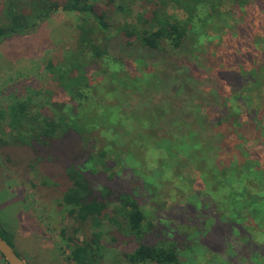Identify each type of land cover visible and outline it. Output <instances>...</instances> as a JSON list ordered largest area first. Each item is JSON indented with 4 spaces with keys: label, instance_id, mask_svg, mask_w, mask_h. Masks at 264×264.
<instances>
[{
    "label": "rangeland",
    "instance_id": "374dc122",
    "mask_svg": "<svg viewBox=\"0 0 264 264\" xmlns=\"http://www.w3.org/2000/svg\"><path fill=\"white\" fill-rule=\"evenodd\" d=\"M212 1L215 0L197 4L193 14L184 12L174 0L168 2L169 13L183 21L192 19L196 24L193 35L203 37L201 45L189 53L165 59L147 55L150 63L152 59H158L157 64L151 65L143 60L137 63L133 56L121 52L122 38L117 36L112 46L114 58L104 56L90 65L88 84L85 85L89 96L86 104L90 101H94V104L89 110L86 109L89 113L81 110V115L83 117L85 113L98 126L96 140L92 142L95 151L109 146L117 148L120 153L117 152V157L113 151L108 153L105 158L109 164L107 172L98 166L94 173H86L96 190L110 186L115 195H134L146 215L144 242L174 241L179 246L183 264H264L263 224L256 223L248 207L244 215L238 216V208L234 205L230 207L227 191L223 190L221 182L205 185L204 175L210 180L217 176L213 169L225 166L222 161L225 156H221L220 149H201L199 145L192 147L187 156L172 150V156L163 168L155 163L148 165L147 160L143 157L140 159L133 149V141L139 142L141 147L146 142L144 139H151L156 132L162 133L160 130L150 131L147 113L141 112L150 106H173L177 112L176 118L182 115V119L189 120L190 125L193 122L196 125L197 119H207L205 108L215 104L214 101L234 98L239 103L236 102L238 110H227L230 118L239 121L244 111H255L254 117L263 119L260 115V98L264 97V87L259 91L252 90L251 82L235 77L232 80L229 75L222 80L215 75H218L216 70L223 61L222 51L229 46L236 49L242 47L239 27H244L248 21L246 19L255 17L252 41L259 42L260 38H264V11L258 9L264 5V0L249 10L238 8L236 17L230 16L232 0L213 2L221 16L219 21L215 20L219 27L217 32L212 23L204 20L207 12H212ZM127 2L131 8L126 18L115 11L108 0L96 2V10L108 12L110 23L115 25L111 30L113 35L119 24L123 25L125 21L133 23L139 12V2ZM187 2L192 6L196 3L193 0ZM200 17H203L201 22ZM80 19L78 14L60 10L33 34L9 39L0 45L2 108L6 109L17 98H30L36 111L51 101V112L52 109L63 111L68 105L67 97L57 88L46 65L48 60H62L72 49ZM259 48L260 51L264 50L262 45ZM133 53L142 56L144 51L135 47ZM206 80L216 85L219 91H209L204 84ZM212 107L219 109L221 106ZM133 113H138L145 122H137ZM109 118L113 123L107 122ZM178 122L177 134L190 137L186 139L190 142V127ZM222 128L240 144V149L237 147L230 156L231 164L228 162L226 165H230V169L250 166L248 151L259 145L257 139L252 138L244 145L227 124L224 123ZM3 129L7 133L10 131L8 121H3ZM114 136L122 138L121 144L115 142ZM58 144L53 141L51 145ZM2 149L11 154L10 157L5 156ZM56 149L48 146L34 154L27 148L14 147L12 152L6 146L0 147V227L7 233L13 249L25 264H74L70 259L71 247L61 236L63 228L75 224L74 215L69 214L70 207L62 199L69 185L65 176L69 160L62 154L57 158ZM192 159L195 163L190 162ZM81 163L82 160L79 165ZM241 208L244 209V206ZM80 219L82 231L75 238L78 243L91 238L94 233L101 232L104 237L113 229L105 221L101 228H91L90 220L86 222L87 218ZM102 243L105 244L103 239ZM135 247L136 244L130 239L118 238L117 242L111 243L109 240L103 264H115L117 259L122 260L124 253L131 252ZM0 264H5L1 256Z\"/></svg>",
    "mask_w": 264,
    "mask_h": 264
},
{
    "label": "trees",
    "instance_id": "16d2710c",
    "mask_svg": "<svg viewBox=\"0 0 264 264\" xmlns=\"http://www.w3.org/2000/svg\"><path fill=\"white\" fill-rule=\"evenodd\" d=\"M131 1L139 2V12L133 23L125 21L123 25L119 24L114 35L111 30L115 25L110 23L108 12L103 10L104 13H100L96 10L97 0H2L0 4V45L9 39L33 34L60 10L81 16L77 24L76 42L72 49L62 60L58 62L48 60L46 65L57 88L67 97L68 105L65 104L63 111L57 112L52 109L51 112L52 101L45 103L36 111L30 98H17L6 109L0 106L1 148L6 146L14 152V147H21L37 154L44 147L51 146L57 148V158L59 154H62L66 160H69V164L65 167V176L69 185L62 199L63 203L70 207L69 214L74 215L75 224L70 228H63L61 236L67 240L68 247H71L70 259L74 264H103L108 253L106 245L109 244V240L110 243L117 242L118 238L130 239L136 247L131 252L124 253L121 256L122 260L117 259L115 264L119 262L120 264H183L179 246L174 241L169 243L160 241L153 244L144 242L146 215L141 203L134 195L130 193L115 195L110 186H103L100 190H96L92 186L90 176L86 173L87 171L94 173L98 166L107 172L109 164L105 158L108 153L113 151L115 157L118 156L117 152L120 153L117 148L109 146L95 151V145L92 142L96 140L95 132L98 131V126L85 113L83 117L81 115V110L89 113L90 111L86 109L89 110L94 104V101H90L91 105L90 102L86 104L89 96L85 90L90 65L104 56L114 58L112 46L117 36L122 38L120 47L122 53L133 56L135 60L137 59V63L143 60L148 61V64L150 63L147 59L149 55L165 59L181 53L187 54L194 47L200 46L203 39L201 36L193 35V27H196V24L192 19L183 21L169 13V0ZM232 1L231 17H236V10L240 7L249 10L257 2L262 3V0ZM174 2H177L178 7L184 12L192 14L197 4H206V0H193L194 3L196 2L193 6L189 3L191 1L187 2V0H174ZM213 2L219 1H212V12H207L204 20L212 23L217 32L219 27L215 20L219 21L221 16ZM109 3L113 4L115 11L123 14L124 18L130 12L131 7L127 0H108ZM258 9L264 11V5ZM251 14L253 15V12ZM201 18L203 17L199 18L200 22ZM246 20L248 21L244 27H239L242 47L236 49L229 46L222 51L223 61L216 70L218 75L215 77L224 80L229 75V79L232 80L235 77L240 81L251 82V89L259 91L264 87V50L258 49L260 45L264 46V38H260L259 42L252 41V29L256 27L255 17ZM236 28L238 29V26ZM192 38L195 43H192ZM135 47L144 51L142 56L133 53ZM116 58L114 60H117ZM157 61L158 59H152L150 64L156 65ZM204 84L209 91L211 89L213 92L219 91V88L211 85L209 80L204 81ZM235 100L231 98L230 101L227 99L223 102L222 100L214 101L215 104L205 108L207 119L204 121L197 119L196 125L194 122L190 125V121L182 119V115L176 118L177 112L173 106H150L145 111L140 110L147 113L146 121L150 131L154 129L162 133L156 132L155 136L150 137L152 140L144 139L146 142L141 147L139 142L133 141V149L140 159L143 157L147 160L148 165L155 163L159 168L167 165L168 159L172 156V150L174 153L182 152L187 156L192 147L199 145L201 149L213 150L215 147L220 149L221 156L227 157L222 158L225 166L221 169H213V173L217 176L212 175L210 180L204 175L205 185L221 182L223 190L227 191L230 207L234 205L238 208V216L244 215L245 208L248 207L256 223L264 226V97L260 98V115L263 119L254 117L255 111H244L239 121L230 118V112L227 110L234 111L238 108L236 106L238 101ZM214 105L221 107L216 109L212 107ZM192 111L195 109L192 108ZM112 113L116 116L115 112ZM132 115L136 116L137 122H145L138 113ZM111 118L108 119V123H113ZM4 120L8 121L11 128L8 133L3 129ZM178 121L190 127V129L188 127V136L191 135L190 142L186 140L190 137L177 134ZM224 123L243 141L244 145L252 138L257 139L259 145L254 148L249 147L250 166L230 169V165H226L228 162L231 164L230 156L237 147L240 149V144L234 136L230 137L225 133L226 131L222 128ZM2 136L8 138L4 139ZM114 140L120 144L122 142V138L117 139V136H114ZM53 141L59 142L58 146L51 145ZM2 152L7 157L11 155L3 149ZM80 160L83 162L81 165H79ZM192 160L190 162L195 163V160ZM241 206H244V209ZM80 217L87 218L86 222L90 220L91 228H101L105 221L113 229L104 237L101 232L94 233L95 235L91 238L78 243L75 238L82 231ZM0 235L12 246L9 236L1 227ZM101 237L105 244L102 243ZM3 261L7 264L5 260Z\"/></svg>",
    "mask_w": 264,
    "mask_h": 264
},
{
    "label": "water",
    "instance_id": "95a60500",
    "mask_svg": "<svg viewBox=\"0 0 264 264\" xmlns=\"http://www.w3.org/2000/svg\"><path fill=\"white\" fill-rule=\"evenodd\" d=\"M0 256L7 264H25L24 261L17 255L15 250L8 242L0 235Z\"/></svg>",
    "mask_w": 264,
    "mask_h": 264
}]
</instances>
